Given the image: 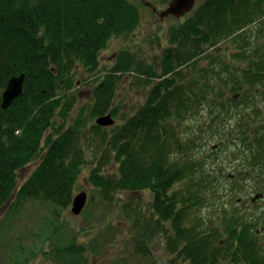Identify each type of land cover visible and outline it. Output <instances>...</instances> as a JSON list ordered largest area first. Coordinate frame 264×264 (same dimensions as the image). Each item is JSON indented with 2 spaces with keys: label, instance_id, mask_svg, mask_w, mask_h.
<instances>
[{
  "label": "trees",
  "instance_id": "16d2710c",
  "mask_svg": "<svg viewBox=\"0 0 264 264\" xmlns=\"http://www.w3.org/2000/svg\"><path fill=\"white\" fill-rule=\"evenodd\" d=\"M197 5L183 24L171 29L158 69L124 50L100 81L102 52L113 38L133 34L141 23L134 3L0 0V211L6 210L8 219L31 201L46 204L57 221L61 219L60 211L73 204L76 182L88 165L83 145L86 108L74 115L78 87L84 81L97 84L89 109L92 119L108 114L119 118L116 99L121 81L134 74L150 87L146 103L122 125L95 124L89 130L88 135L100 134L108 158L118 165L116 174H102L106 164L94 168L92 184L109 202L119 192H151L154 231L171 225L164 232L168 253L176 256L172 264H264L259 232L264 222L224 210L216 228H202L200 221L192 224V211L216 198L219 187L210 180L203 160L187 154L194 142L180 140L177 123L204 101L212 113L219 112L212 128L235 110L240 115L239 139L250 150L252 167L244 176L251 177L257 169L264 172V123L253 125L252 117L245 116L249 99L264 100V47L253 48L254 36L248 31L264 21V0H203ZM223 42L235 47L239 66L231 69L219 55L207 54ZM201 58L208 63L198 68ZM23 74V94L3 110L10 80ZM215 79L223 83L218 85ZM225 135L235 140L233 129ZM182 151L179 159L173 158ZM33 163L36 169L21 185L20 172ZM181 183L187 185L178 189ZM69 240L42 251L46 264H88L86 246L76 236ZM19 258L11 264L29 263L28 258Z\"/></svg>",
  "mask_w": 264,
  "mask_h": 264
},
{
  "label": "rangeland",
  "instance_id": "374dc122",
  "mask_svg": "<svg viewBox=\"0 0 264 264\" xmlns=\"http://www.w3.org/2000/svg\"><path fill=\"white\" fill-rule=\"evenodd\" d=\"M129 1L138 7L141 23L133 34L113 38L107 49L102 52L101 68L98 73L100 81L105 78L118 54L124 50L132 51L147 64L155 65L158 69L161 55L170 44L171 29L183 24L188 18L185 15L179 19L168 17L161 20L158 12L165 10L170 4H165L162 0ZM147 3L154 6H148ZM154 7L158 12H154ZM248 31L254 36L253 48L262 45L264 47V21L254 24ZM234 51V46L223 42L216 49H208L207 54L219 55L222 61L233 69L239 66L234 60ZM199 61L198 68L207 66L208 62L204 58ZM85 77L92 79L88 75ZM214 83L221 85L223 81L215 79ZM96 85L93 83L88 86L84 81L78 87L76 93L79 95V104L74 113L77 115L78 111L85 107L88 120V130L83 140L88 165L82 171L74 188V197L83 192L87 193L88 203L85 210L76 216L71 205L68 209L60 211L59 221L52 215L51 207L35 201L29 202L12 219L5 216L6 210L0 211V264H11L18 257L21 260L28 258V264H46L42 251H50L59 246L61 240L66 244L74 236L79 244L86 246L88 264H172L171 262L176 259V256L169 254L167 250L168 240L164 230L170 228V223L154 231L151 220L154 197L151 192H119L109 202L103 199L101 191L91 182L93 169L101 164H106L102 174L118 172V165L108 158V151L100 134L94 132L88 135L98 120L92 119L89 112L93 103L92 90ZM149 88L144 82L140 83L137 75L123 77L116 99V106L121 115L114 118L116 121L114 127L122 125L124 119L136 114L146 103ZM248 102L250 105L245 111V116L252 117L253 122L255 121L253 125L264 123V100L257 97L249 99ZM204 103L206 101L192 114L177 122L180 125L178 129L180 140L185 143L194 142L187 154L195 160H203V164L210 172V180L216 182L219 187V195L214 198L215 200L210 196L208 205L192 211V224L200 221L202 228H216L220 226L222 220L220 214L224 210L229 214H243L248 219L254 218L263 223L264 172L257 169L251 177L244 176L252 166L248 164L250 150L243 146L239 139L241 131L237 128V123L240 115L231 110L221 125L212 128V120L217 118L215 116L219 112L214 109L212 113L209 102ZM218 123L220 124L219 121ZM230 129H233L235 140H231V135H225ZM181 153L184 152L176 153L173 158L179 159L183 155ZM36 167L37 163H33L20 172L21 185L29 179ZM187 183H181L177 188L182 189ZM257 196L262 197L254 201ZM55 227H60L57 236L52 241H47ZM259 230L264 241V228L260 226ZM33 253L36 254L32 255ZM176 264L188 263L177 261Z\"/></svg>",
  "mask_w": 264,
  "mask_h": 264
},
{
  "label": "water",
  "instance_id": "95a60500",
  "mask_svg": "<svg viewBox=\"0 0 264 264\" xmlns=\"http://www.w3.org/2000/svg\"><path fill=\"white\" fill-rule=\"evenodd\" d=\"M199 1L203 0H172L169 4V6L161 11L158 12L157 8L154 7V12H158L161 20H164L165 18L168 17H173L176 19H179L186 14H190L196 4ZM148 6H154L153 4L147 3ZM26 81V76L25 74L18 76V77H13L9 84L7 89L3 93V101H2V109L3 110H9L15 100H17L24 92V85ZM116 121L112 117V115H106L103 117H100L97 120V125L101 127H111L114 126ZM259 197H257L258 199ZM88 203V195L86 192H83L79 194L78 196L74 197L73 200V213L76 216H79L83 213L85 210L86 206Z\"/></svg>",
  "mask_w": 264,
  "mask_h": 264
}]
</instances>
